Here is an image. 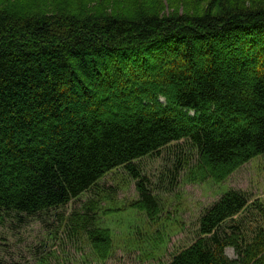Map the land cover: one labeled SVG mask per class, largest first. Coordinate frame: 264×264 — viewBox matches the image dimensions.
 Listing matches in <instances>:
<instances>
[{
	"label": "trees",
	"instance_id": "trees-1",
	"mask_svg": "<svg viewBox=\"0 0 264 264\" xmlns=\"http://www.w3.org/2000/svg\"><path fill=\"white\" fill-rule=\"evenodd\" d=\"M25 1L0 0V218L64 207L120 167L154 218L137 160L187 139L186 181L224 182L264 155V0ZM86 204L74 223L105 257L110 229ZM254 207L229 189L168 264H264Z\"/></svg>",
	"mask_w": 264,
	"mask_h": 264
},
{
	"label": "rangeland",
	"instance_id": "rangeland-1",
	"mask_svg": "<svg viewBox=\"0 0 264 264\" xmlns=\"http://www.w3.org/2000/svg\"><path fill=\"white\" fill-rule=\"evenodd\" d=\"M19 1L26 5L27 1ZM197 156V148L185 139L159 155L136 161L160 199L161 211L154 218L134 207L139 197L136 181L123 167L64 207L37 216L0 218V264H168L175 253L198 239L201 215L229 189L245 192L250 204L264 206V155L242 165L224 182H188L186 171ZM91 199L98 211L93 226L109 228L111 233L105 257L73 220ZM247 215L245 224L252 237L258 226H264V212L254 207ZM227 254L237 257L233 248Z\"/></svg>",
	"mask_w": 264,
	"mask_h": 264
}]
</instances>
